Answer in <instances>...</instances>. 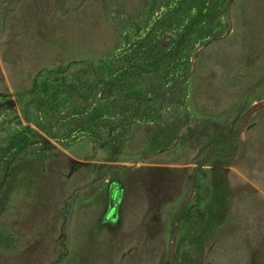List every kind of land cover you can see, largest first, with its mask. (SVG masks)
Listing matches in <instances>:
<instances>
[{"label": "rangeland", "instance_id": "374dc122", "mask_svg": "<svg viewBox=\"0 0 264 264\" xmlns=\"http://www.w3.org/2000/svg\"><path fill=\"white\" fill-rule=\"evenodd\" d=\"M179 1L0 0V146L28 124L19 94L39 73L121 70ZM201 6L212 16L177 68L181 103L156 127L107 142L41 132L0 155V264H264V0ZM196 13L177 12L167 44ZM166 122L181 126L168 147Z\"/></svg>", "mask_w": 264, "mask_h": 264}, {"label": "trees", "instance_id": "16d2710c", "mask_svg": "<svg viewBox=\"0 0 264 264\" xmlns=\"http://www.w3.org/2000/svg\"><path fill=\"white\" fill-rule=\"evenodd\" d=\"M202 3L203 0H180L166 16H157L156 26L153 25L144 37L130 44L137 51L134 56L126 58L128 65L121 70L112 66L96 67L93 63L78 68L75 63L76 71L65 67L39 73L34 85L19 94V97L24 96L21 99L22 118L28 124L8 134V143L0 146V155L5 162L9 163L12 155L24 149L31 136L41 137V132L49 139L65 143L83 134L100 141L102 132L106 130L108 137L103 141L107 142L123 138L128 128L138 121L152 123L156 127V121L163 117L162 107L181 103V99L176 98L177 92L180 93L176 90L179 87L177 68L185 56L189 38L203 20L212 16V13L203 10V5L199 7ZM195 6L197 13L191 16L186 29L178 34L175 43L167 44L164 34L172 29L177 12L181 9L185 12ZM139 55L142 60L137 59ZM61 73L63 75L59 76ZM138 77L144 79L147 87L136 85ZM156 77L162 80H148ZM109 89L115 96L107 95ZM59 121L67 124L65 131L57 130L60 128ZM164 126V143L168 147L172 138L180 135L181 126L170 122ZM152 145L155 148L159 145L157 136Z\"/></svg>", "mask_w": 264, "mask_h": 264}]
</instances>
